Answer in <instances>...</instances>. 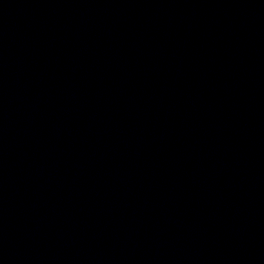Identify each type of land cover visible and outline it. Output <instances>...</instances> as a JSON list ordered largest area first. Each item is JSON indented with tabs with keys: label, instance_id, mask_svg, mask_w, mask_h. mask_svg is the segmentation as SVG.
Wrapping results in <instances>:
<instances>
[{
	"label": "water",
	"instance_id": "obj_1",
	"mask_svg": "<svg viewBox=\"0 0 264 264\" xmlns=\"http://www.w3.org/2000/svg\"><path fill=\"white\" fill-rule=\"evenodd\" d=\"M0 264H264V0H0Z\"/></svg>",
	"mask_w": 264,
	"mask_h": 264
}]
</instances>
